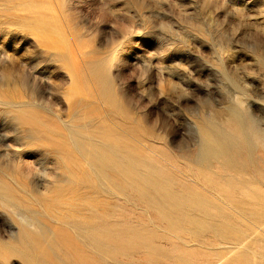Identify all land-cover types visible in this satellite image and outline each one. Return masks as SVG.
I'll use <instances>...</instances> for the list:
<instances>
[{
	"label": "rangeland",
	"instance_id": "obj_1",
	"mask_svg": "<svg viewBox=\"0 0 264 264\" xmlns=\"http://www.w3.org/2000/svg\"><path fill=\"white\" fill-rule=\"evenodd\" d=\"M236 86L264 119V0H0V264H229V232L193 237L185 225L169 235L154 211L123 192L113 199L99 181L125 188L129 154L180 183L176 168L200 173L229 203L264 194L247 166L230 171L229 150L211 169L192 161L202 131L232 129ZM114 144L126 152L112 169ZM233 207L214 215L227 231L264 214ZM112 224L165 255L129 243L113 260L91 247L86 236L105 242Z\"/></svg>",
	"mask_w": 264,
	"mask_h": 264
},
{
	"label": "bare ground",
	"instance_id": "obj_2",
	"mask_svg": "<svg viewBox=\"0 0 264 264\" xmlns=\"http://www.w3.org/2000/svg\"><path fill=\"white\" fill-rule=\"evenodd\" d=\"M244 92L238 86L235 87L232 93V102H229L227 107V114L229 123L232 129L229 133L221 132L215 129L212 135L206 134L202 131L201 139L198 145V151L192 156V161L198 165H204L207 169L212 168V160L217 161L222 154L229 150V160L225 162L231 172L236 174L243 172L247 166L249 169L247 174L251 176H260L264 178V119L254 117L249 107L246 106V100L242 98ZM112 153L116 152L115 161H112L108 168L117 167L118 152H123L120 147L114 144L111 149ZM126 151H124L125 153ZM244 156V164H240L235 156ZM126 160L122 168L124 175V186H119L118 183L107 180H100L99 184L102 191L116 199L119 195L124 193L126 201L134 204V201L141 202L146 209L154 211L158 217L166 223L168 227V234L175 235L171 230L175 228L185 227L189 225L193 237L200 236L203 232H211L217 237L226 238L227 233L231 235L229 247L226 252L229 253V264H264V214L260 217H254L253 211L242 210L250 217H254L256 222H249L244 225V228L231 227L229 231L224 230L223 226L219 224L218 220L214 219V215L219 214V217L227 219L228 216L224 213L226 207L232 209L237 213L236 205L246 206L252 204L264 209V194L251 192L252 199H245L244 201L235 202L233 204L231 199L226 198L219 192H214L212 189L201 184L200 177L202 174L193 173L191 170L187 171L181 168H176L183 174L184 181L182 183L173 175H168L167 167L162 164L151 161L150 158L143 157L140 162L131 160L132 155L126 154ZM120 164V162H119ZM118 164V165H119ZM103 166V165H102ZM175 169V168H174ZM193 169V168H192ZM232 175L229 177V184L235 185V180H232ZM235 179V178H233ZM184 182V183H183ZM190 182L193 185H190ZM242 184H253L250 180L243 181ZM200 186L209 194H212L213 200L202 197L200 192L193 188V186ZM231 185V186H232ZM264 186V183H261ZM133 193L136 196L133 198ZM264 213V212H263ZM17 214H22L17 211ZM238 214V213H237ZM175 215L179 216L178 224L175 223ZM245 218L244 215H239ZM248 221V220H247ZM111 238H104L105 242L99 236H89L91 247L102 252L106 256H111L113 260L117 258L116 252H119L125 244L138 245L139 249L149 247L151 250L154 247L155 252L163 253L164 250L156 248L153 242H143L134 237L137 229L128 228L125 231L128 235L120 237L121 226L112 224L114 227ZM177 238V235H175ZM226 244V243H225ZM187 246V244H185ZM84 248L78 247L77 251L84 252ZM126 257V254H122ZM126 263V262H125Z\"/></svg>",
	"mask_w": 264,
	"mask_h": 264
}]
</instances>
